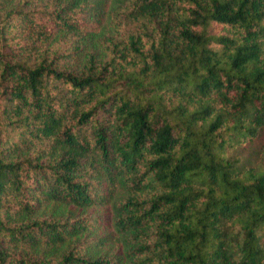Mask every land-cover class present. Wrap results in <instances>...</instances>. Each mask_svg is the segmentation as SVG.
<instances>
[{
	"label": "trees",
	"instance_id": "trees-1",
	"mask_svg": "<svg viewBox=\"0 0 264 264\" xmlns=\"http://www.w3.org/2000/svg\"><path fill=\"white\" fill-rule=\"evenodd\" d=\"M0 264H264V0H0Z\"/></svg>",
	"mask_w": 264,
	"mask_h": 264
},
{
	"label": "rangeland",
	"instance_id": "rangeland-1",
	"mask_svg": "<svg viewBox=\"0 0 264 264\" xmlns=\"http://www.w3.org/2000/svg\"><path fill=\"white\" fill-rule=\"evenodd\" d=\"M246 148V151H245V153L244 154H250V150H251V147L250 148H247V147H245ZM235 157H237V158H239L240 157V155L239 154H233Z\"/></svg>",
	"mask_w": 264,
	"mask_h": 264
}]
</instances>
